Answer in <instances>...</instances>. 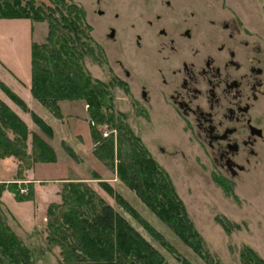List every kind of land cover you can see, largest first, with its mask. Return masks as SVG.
<instances>
[{
  "label": "rangeland",
  "instance_id": "374dc122",
  "mask_svg": "<svg viewBox=\"0 0 264 264\" xmlns=\"http://www.w3.org/2000/svg\"><path fill=\"white\" fill-rule=\"evenodd\" d=\"M21 1L24 4L26 0ZM96 1L65 0V3L67 6H75L84 13L81 23L83 34H78L77 37L80 39V43L88 44L93 49V53L91 55H83L78 64L82 68L83 73H87L92 81H100L108 86L109 94L113 99L112 115L115 118V121L109 125H118L120 122L118 115H121L122 125L128 128L139 139L140 144L147 151L149 157L166 174L178 199L182 202L195 231L203 242L204 252L211 259L217 261L219 264H242L240 255L247 249L260 260L264 261V180H246L243 182H233L231 185L218 181L214 178L208 163L200 159V151L190 134L184 131L180 124L174 122V120H161L158 116L145 110L137 101V88L134 85V81L127 79L114 62L115 59H120L127 69L130 64L122 52L121 46L117 51H114L113 48L116 44L108 42L105 37L106 31L101 28V19L96 15L97 9L100 8L96 4ZM114 1L105 0L104 3L112 4ZM34 2L36 8L44 10L49 15L52 12L53 18L60 20L61 15L54 11L55 5L49 3L47 0H34ZM230 5L234 9V13L240 14L245 25L259 34V39L262 40L264 45V0H231ZM62 13L66 15L65 11ZM60 30L63 31V29ZM47 34L48 25L46 21L0 19V81L18 98V94L20 93L23 99L31 100L33 104L35 99L30 93L31 50L34 44H45ZM71 36L76 38L75 35ZM69 43L70 47H76L70 41ZM120 83L126 86V91L124 87L119 85ZM0 98L5 101H2L3 103L7 106L9 105L8 107L12 112L13 108L21 109L19 105L10 100L1 90ZM23 111L28 112V109L27 111ZM29 116L30 120L26 118L29 128L26 126L29 132L33 133L34 131L44 142L50 143L49 141L53 137V132L52 137L48 138L35 125L31 113ZM110 126L98 127L91 124V128L94 131L93 135L91 133L94 144L92 154L103 164L108 173L113 172L117 176L116 165L123 163L125 160L128 144L127 142H123L120 148L125 144L126 146L122 147L118 154L116 140L118 133L116 129H112ZM103 134H105V137ZM7 135L10 139L13 138L11 132H8ZM111 137L113 139V169L111 168V160L107 158L102 160L94 153V150L101 143L105 145ZM27 147V152L30 153V135ZM65 148L69 150L71 148L63 146L65 154L73 162L76 164L84 162L80 158V154L76 155L71 150L75 158L71 157ZM160 149L163 151L161 152ZM99 153L102 155L101 150H99ZM107 155L108 152H105L104 156L107 157ZM10 159L17 163V171L18 161L15 158ZM82 170L92 177H97L89 169L83 168ZM26 171L24 170L23 172V178ZM15 177L16 173L14 174V179ZM117 179L123 189L120 193L112 187V184L104 183L102 186L98 184L100 188L96 185L93 188L85 184L106 204L111 206L120 217L125 219L158 252L165 264H183V262L186 264H206L165 226L159 218L150 212L136 195L120 181L118 176ZM14 183H16L15 180ZM18 186L29 187L25 184ZM4 192L10 193L7 190ZM39 192L38 198L35 199V204L32 203L31 193L28 200L21 202L31 201L29 205L18 207L21 212L25 211L28 214L26 224L28 226L29 224H33L38 227L33 234L29 235L27 232L18 231L19 229H16V226L11 221L12 218L6 212V207H8L7 209H14V212H17L15 211V201L17 200H13L15 197L12 193H10L13 196L12 200L5 197L1 201L2 195L0 197V220L9 228H13H10V230L28 250L31 264H58L61 261L60 249L46 244V213L48 208L45 212V206L50 201L51 204H59L60 195L53 202L54 199L52 197L49 198L48 193ZM21 193L26 194L27 190L21 189ZM118 198L128 204L135 211L137 217H133L127 212L118 203ZM6 199H9L10 203ZM50 203L48 207L51 205ZM217 220L226 221L228 226H230V232H225ZM15 222L19 223L17 219ZM144 224L150 227L153 232L147 229ZM161 240L170 249L162 246ZM2 264H8V262L4 259Z\"/></svg>",
  "mask_w": 264,
  "mask_h": 264
},
{
  "label": "trees",
  "instance_id": "16d2710c",
  "mask_svg": "<svg viewBox=\"0 0 264 264\" xmlns=\"http://www.w3.org/2000/svg\"><path fill=\"white\" fill-rule=\"evenodd\" d=\"M47 1L55 5L54 11L61 15L60 20L53 18L52 12L49 15L36 8L34 0H26L24 4L21 0H0V19L46 21L48 25L45 44L32 45L30 93L57 119H61L59 102L83 101L87 106L90 123L108 127L115 121L112 115L113 99L108 86L100 81H92L78 64L83 55L93 53V49L88 44L80 43L77 37L78 34H83L81 23L84 13L75 6H67L65 0ZM69 41L76 47H70ZM119 85L126 91L125 85ZM0 90L27 111L21 99L1 81ZM31 117L35 125L51 138V128L35 114L31 113ZM118 118V125L110 126L118 133V154L126 146L125 144L120 148L123 142L128 144L125 160L116 165L120 181L194 254L206 264H219L204 252L203 242L166 174L149 157L139 139L122 125L121 115ZM8 132L13 135L12 139L8 137ZM91 133H94L92 128ZM29 135L30 153L27 152ZM112 140L111 137L105 145L101 143L94 153L102 160H111L113 169ZM65 149L74 157L71 150ZM105 152H108L107 157L104 156ZM6 158L18 161L15 181L23 180L24 170L30 169L35 163L56 161L53 149L35 133H30L26 124L0 100V159ZM102 184L104 183H100L101 186ZM21 189H26L27 193H21ZM29 189L19 187L14 182L0 183V197L7 190L14 195L15 200L22 202L31 195V187ZM59 195L60 203L51 204L47 209L45 238L48 246L60 249L61 261L58 264H165L158 252L85 183H66ZM118 203L133 217H137L135 211L120 198ZM217 222L225 232H230L226 221ZM144 226L153 232L150 227ZM161 245L168 248L162 240ZM4 259L8 264H31L28 250L0 220V264ZM240 260L242 264H264V261L247 249L241 253Z\"/></svg>",
  "mask_w": 264,
  "mask_h": 264
},
{
  "label": "flooded vegetation",
  "instance_id": "af4514ba",
  "mask_svg": "<svg viewBox=\"0 0 264 264\" xmlns=\"http://www.w3.org/2000/svg\"><path fill=\"white\" fill-rule=\"evenodd\" d=\"M104 1L100 26L145 110L180 124L218 181L264 180V45L231 0Z\"/></svg>",
  "mask_w": 264,
  "mask_h": 264
},
{
  "label": "crops",
  "instance_id": "0c3cea01",
  "mask_svg": "<svg viewBox=\"0 0 264 264\" xmlns=\"http://www.w3.org/2000/svg\"><path fill=\"white\" fill-rule=\"evenodd\" d=\"M18 96L25 104L28 112L12 107L13 112L21 118L27 126L28 122L26 121V118L30 120L29 115L30 113H33L47 123L52 128L53 132V137L50 139V143L47 144L54 150L56 161L53 163L34 164L25 172L23 180L15 181L17 185L25 184L26 186L31 187V199L33 204H35V199L38 198L40 193L39 191H42V193H48L49 198L52 197L54 199L53 202H55L59 197L62 186L69 182H83L93 188L94 185L100 188L98 184L101 182L108 183L112 184V187L117 190L118 193L123 191L116 174L113 172L108 173L103 164L100 163L92 154L94 144L91 135V123L88 117L87 106L83 101L59 102L58 105L61 119H57L49 111L43 108L36 100L33 104L31 100L23 99L20 96V93ZM1 101L5 102L2 99ZM64 145L71 148L74 154H80V158L84 162L76 164L69 159L63 150ZM16 164L17 163L10 158L0 160V183L9 184L14 182ZM82 167L93 171L97 177L95 178L90 176L86 171L84 172L82 170ZM5 197L11 198L10 200L13 199V196L10 193L4 192L1 201H3ZM6 200L10 203L9 199ZM13 200L15 201V199ZM30 202L21 203L15 201V211L17 212H14V209L11 210L6 207V212L12 218L11 220L9 217L16 226V229H19L18 231L24 233L27 232L29 235L33 234L38 227L33 224H29L28 226L26 224L28 214L25 211L21 212L18 207L28 206ZM49 203L45 206V212ZM28 212L30 213V211ZM16 219L19 223L15 222Z\"/></svg>",
  "mask_w": 264,
  "mask_h": 264
},
{
  "label": "built area",
  "instance_id": "2783aa9c",
  "mask_svg": "<svg viewBox=\"0 0 264 264\" xmlns=\"http://www.w3.org/2000/svg\"><path fill=\"white\" fill-rule=\"evenodd\" d=\"M103 136L105 137V134H103Z\"/></svg>",
  "mask_w": 264,
  "mask_h": 264
}]
</instances>
